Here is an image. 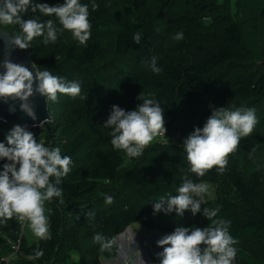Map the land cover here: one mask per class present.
Here are the masks:
<instances>
[{
	"label": "trees",
	"instance_id": "16d2710c",
	"mask_svg": "<svg viewBox=\"0 0 264 264\" xmlns=\"http://www.w3.org/2000/svg\"><path fill=\"white\" fill-rule=\"evenodd\" d=\"M157 1L96 0L98 8L90 11L91 36L86 46L64 31L55 44L43 45L36 38L26 49L37 70L47 68L67 80H78L81 92L76 98L58 94L55 103L47 101L51 121L42 125L44 137L73 163L60 185L63 202L53 198L51 239L28 244L21 237L22 257L12 264H100L101 258L115 255L116 244L100 252L92 240L94 232L115 237L132 223L160 232H170L177 223L203 227L209 223L203 209L217 205V215L231 221L229 232L238 241L237 264H264V143L259 145V163H250L244 153H230L223 173H217L214 166L200 178L188 172L182 148L183 138L194 125L201 126L210 106L259 105L262 109L264 0H222L224 5L221 0H192L191 11L180 14L171 13L175 0H161L159 7ZM188 1L177 0L176 5ZM45 2L51 5L62 0ZM165 15L178 23L174 35L181 30L184 34L172 46L159 22ZM5 26L19 31L18 26ZM248 31L255 33L252 45ZM134 32L141 34L139 43L132 41ZM150 56L156 57L162 69L159 74L147 67ZM120 86L124 89L119 90ZM149 95L161 102L164 139L173 140L152 142L140 157L128 158L130 163L125 165L127 157L122 150L112 149L110 130L99 121L107 117L112 104L131 110L140 103L137 97ZM37 128H29L34 136H39ZM9 129L0 120V140ZM262 141L264 131L250 133L236 149L245 151ZM186 174L193 182L212 183L213 196L201 203L195 216L187 210L182 217L154 215L150 199L174 195ZM105 193L113 196L111 205L104 204ZM88 211L95 213V226L85 215ZM5 225L11 230L0 233V264L9 251V241L16 237L19 220ZM36 247L43 249V255L28 259Z\"/></svg>",
	"mask_w": 264,
	"mask_h": 264
},
{
	"label": "clouds",
	"instance_id": "9594fccd",
	"mask_svg": "<svg viewBox=\"0 0 264 264\" xmlns=\"http://www.w3.org/2000/svg\"><path fill=\"white\" fill-rule=\"evenodd\" d=\"M98 8L96 0H62L49 4L45 0H0V25L18 26V32L7 33L8 43L18 49H27L36 38L43 45L55 44L64 31L81 46H86L91 36L90 11ZM159 32V27H154ZM141 34H132L133 43L140 42ZM176 41L184 39L183 31H177ZM0 102L19 100V108L34 122L36 111L28 98L34 93L45 101L55 103L58 94L76 98L80 95L78 80H67L51 73L47 68L36 70L31 66L0 59ZM147 67L154 74L162 69L155 56H150ZM140 101L134 109L112 104L102 126L110 130L109 143L114 150H122L127 158L140 157L152 142L166 138L163 108L154 96L137 97ZM9 110H13L10 106ZM258 123L256 109L246 106H210V113L201 126H193L183 138L182 148L188 172L196 178L205 176L208 170L223 173L228 155L235 152L240 140L253 132ZM40 124V122H39ZM35 126V124L33 125ZM167 142V139H166ZM0 225L14 218L26 221L31 234L40 241L51 239L50 220L46 202L57 198L63 202L62 178L71 171L73 163L68 155H61L58 147L45 146L37 139L28 125L15 124L0 140ZM211 186L203 181L193 182L184 175L174 195H161L150 199L151 211L182 217L185 210L192 216L200 211L205 200L202 194L211 196ZM105 205L113 203L111 194H104ZM220 206L204 208L202 215L209 221L206 226L175 224L170 232L155 241L160 249L155 261L146 264H237L236 245L229 228L231 221L218 216ZM95 226V213H85ZM92 240L100 252L110 251L117 243L115 237L94 232ZM43 249L36 247L28 259L38 260Z\"/></svg>",
	"mask_w": 264,
	"mask_h": 264
},
{
	"label": "rangeland",
	"instance_id": "374dc122",
	"mask_svg": "<svg viewBox=\"0 0 264 264\" xmlns=\"http://www.w3.org/2000/svg\"><path fill=\"white\" fill-rule=\"evenodd\" d=\"M157 1V0H156ZM180 2V0H179ZM222 5H224L226 3V1H222ZM177 4V0L174 1V6L172 8V11L171 13H177V14H180V13H183V12H190L192 7L194 6L192 0L186 2V3H182V4H179V5H176ZM227 4L230 6L232 4V2H228L227 1ZM151 5H154L153 4V1H151ZM161 5V0H158L155 4V6H160ZM220 9H218L217 11H219ZM222 10V9H221ZM213 11H216V10H213ZM230 11V10H229ZM159 14V13H157ZM156 14V15H157ZM230 14H232V12L230 11ZM171 17H174V16H171ZM159 22H161V29L165 32L166 34V38H167V44L169 46H172V44L174 43L175 39H173L174 37V32H175V28L178 26V23L176 22H172V21H169L167 18H166V15L165 17H159ZM2 28L6 29V30H11L9 28H7L5 25H0ZM248 30V29H247ZM12 31V30H11ZM248 43L250 45L253 44L254 40H255V33L253 31L249 32L248 31ZM129 64H131V61H128ZM121 89H124L122 86L119 87ZM262 105V109H258L259 108V105H256L254 106L253 108L256 109V115H257V118H259V120H262L264 118V101H262L261 103ZM246 107H252V106H246ZM262 110V111H261ZM50 113V112H49ZM260 116V117H259ZM106 117H103L102 119H100V124H102L103 120L105 119ZM258 120V123L257 125L254 127L253 129V132L252 134H261L263 131H264V122H261ZM51 121V115H50V120ZM102 126V125H101ZM37 130L39 132V136H37V139H43L44 141V144L45 146H49V141L44 137V135L46 134L44 128H42V125L41 126H37ZM103 127V126H102ZM37 132V133H38ZM263 135L260 136V138H262ZM165 140V139H164ZM171 141L173 140L171 137L167 139V141ZM166 141V140H165ZM51 142V141H50ZM264 141H262L261 143L260 142H257L256 144L250 146L247 150L245 151H242L240 149H236L235 152H233L232 154H238V153H244L248 156L249 158V161L250 163H259L260 161V158H261V148L259 147L260 144H263ZM130 163V160L128 158H125V162L124 164L125 165H128ZM205 183H208L210 186H211V196H207L206 194H202L203 195V198L204 200H206L207 198L209 197H212L213 194H214V190H215V187L212 183H209V182H205ZM47 203V206H48V209H50L51 211L50 212H47L46 214L49 215V220L52 216V214L55 213V211L53 212V204H55V201L54 199L52 200V202H46ZM57 213V211H56ZM27 225V222L26 221H21L19 222V228H18V231L16 233H14V236H16L14 239H11L9 241V251L7 253H10L12 251H14V249L12 247H16L17 246V250L15 251V256L13 259H11L8 264H12V262H14L15 260H17L18 258H21L22 257V252H21V249H20V238L21 237H24L25 236V227ZM128 227V226H127ZM125 228L126 229V234H122L121 236H161L162 234H165L167 232H160V231H156V230H148L147 228H145L143 225L139 224V223H132L129 225L128 228ZM7 230H11L10 226L8 225H4L0 228V233H6ZM18 241H19V244H18ZM27 243V242H26ZM5 253V254H7ZM75 260V257L73 258Z\"/></svg>",
	"mask_w": 264,
	"mask_h": 264
},
{
	"label": "water",
	"instance_id": "95a60500",
	"mask_svg": "<svg viewBox=\"0 0 264 264\" xmlns=\"http://www.w3.org/2000/svg\"><path fill=\"white\" fill-rule=\"evenodd\" d=\"M13 32L11 30H6L0 26V59H10L16 63H22L27 66H31L34 64L30 58L29 52L26 49H18L8 43L7 33ZM35 66V65H34ZM36 68V67H35ZM3 68L0 67V72H3ZM37 70V69H36ZM28 101L31 105L34 106L37 121H32L20 108L19 104L21 103L19 100L9 99L7 103L0 102V120L9 124L11 127L15 124L19 125H28L29 128L41 126L46 124L50 120V113L48 110L47 101H45L38 94H33L28 98ZM13 110H9V108ZM40 122V124H39ZM121 233H118L115 236L116 241H118V237ZM114 258V257H113Z\"/></svg>",
	"mask_w": 264,
	"mask_h": 264
},
{
	"label": "crops",
	"instance_id": "0c3cea01",
	"mask_svg": "<svg viewBox=\"0 0 264 264\" xmlns=\"http://www.w3.org/2000/svg\"><path fill=\"white\" fill-rule=\"evenodd\" d=\"M45 207L48 209L47 203ZM24 231L23 238L28 244L39 241L31 234L27 225ZM122 234H126V229ZM122 234L118 237L114 258H101L100 264H146L148 261L156 260L154 254L160 249L156 246L155 241L160 236H121Z\"/></svg>",
	"mask_w": 264,
	"mask_h": 264
},
{
	"label": "built area",
	"instance_id": "2783aa9c",
	"mask_svg": "<svg viewBox=\"0 0 264 264\" xmlns=\"http://www.w3.org/2000/svg\"><path fill=\"white\" fill-rule=\"evenodd\" d=\"M159 140H164V139H159ZM21 222V221H19ZM18 244H19V241H18ZM14 249V251L10 252V253H7L5 254L4 256L1 257V262L2 264H8V262L14 258L15 256V251L17 250V246L15 247H12Z\"/></svg>",
	"mask_w": 264,
	"mask_h": 264
}]
</instances>
